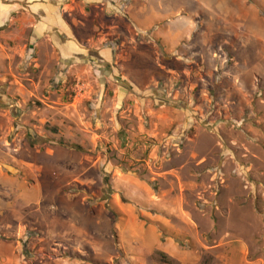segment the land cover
Returning <instances> with one entry per match:
<instances>
[{"label": "rangeland", "instance_id": "obj_1", "mask_svg": "<svg viewBox=\"0 0 264 264\" xmlns=\"http://www.w3.org/2000/svg\"><path fill=\"white\" fill-rule=\"evenodd\" d=\"M30 1L79 50L0 37V264H264V0Z\"/></svg>", "mask_w": 264, "mask_h": 264}, {"label": "crops", "instance_id": "obj_2", "mask_svg": "<svg viewBox=\"0 0 264 264\" xmlns=\"http://www.w3.org/2000/svg\"><path fill=\"white\" fill-rule=\"evenodd\" d=\"M6 1H8V4H4L2 0H0V37L3 38V40L8 42L18 41L22 38L26 29H28L30 31L28 42L32 52L36 51L37 48H40L41 44H45V41L48 40L51 42L56 53L62 58L61 60L69 62L75 50H79L74 49L75 46L69 39L70 33L68 31V26L61 18V15L57 10H53L49 7V4L34 1L31 3L30 0ZM43 2H45V0ZM118 14L121 16L120 12ZM124 14L127 15V19L131 23V19L127 14V9ZM112 15L114 18L117 16L115 13ZM157 40H159L164 47V60L178 62V60L184 58L185 50L179 51L181 46L171 45L162 41L161 38ZM102 53L101 55L99 54L98 62H106L111 59V49H104ZM196 55L202 56L198 53H196ZM196 55L194 54V56ZM28 58H33V56H28ZM28 58L25 59L28 60Z\"/></svg>", "mask_w": 264, "mask_h": 264}, {"label": "trees", "instance_id": "obj_3", "mask_svg": "<svg viewBox=\"0 0 264 264\" xmlns=\"http://www.w3.org/2000/svg\"><path fill=\"white\" fill-rule=\"evenodd\" d=\"M61 145V144H60Z\"/></svg>", "mask_w": 264, "mask_h": 264}]
</instances>
